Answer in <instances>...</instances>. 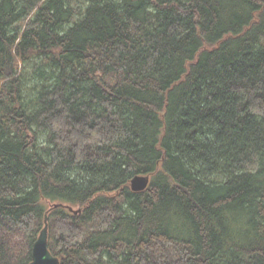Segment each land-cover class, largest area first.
<instances>
[{"label": "trees", "instance_id": "16d2710c", "mask_svg": "<svg viewBox=\"0 0 264 264\" xmlns=\"http://www.w3.org/2000/svg\"><path fill=\"white\" fill-rule=\"evenodd\" d=\"M56 203L61 264H264V0H0V264Z\"/></svg>", "mask_w": 264, "mask_h": 264}, {"label": "water", "instance_id": "95a60500", "mask_svg": "<svg viewBox=\"0 0 264 264\" xmlns=\"http://www.w3.org/2000/svg\"><path fill=\"white\" fill-rule=\"evenodd\" d=\"M150 184L149 175H139L134 177L130 182V187L133 192H143ZM57 208L68 209L73 214H79L81 210H75L71 206L56 203L50 206L44 220V226L41 229L37 240L33 245L32 260L29 264H61L59 258L55 257L48 248L49 241V214Z\"/></svg>", "mask_w": 264, "mask_h": 264}]
</instances>
